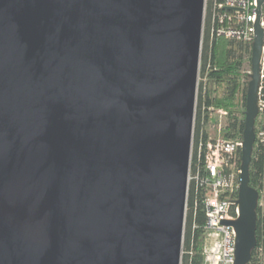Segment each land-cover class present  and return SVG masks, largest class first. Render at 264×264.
Here are the masks:
<instances>
[{
  "label": "water",
  "instance_id": "water-1",
  "mask_svg": "<svg viewBox=\"0 0 264 264\" xmlns=\"http://www.w3.org/2000/svg\"><path fill=\"white\" fill-rule=\"evenodd\" d=\"M252 48L235 263L256 246ZM205 0H0V264H181Z\"/></svg>",
  "mask_w": 264,
  "mask_h": 264
},
{
  "label": "trees",
  "instance_id": "trees-1",
  "mask_svg": "<svg viewBox=\"0 0 264 264\" xmlns=\"http://www.w3.org/2000/svg\"><path fill=\"white\" fill-rule=\"evenodd\" d=\"M207 21V20H206ZM203 29L201 45L200 80L196 102L195 133L191 151L190 169L202 177L205 174L206 152L199 147V138L206 140L210 131L208 127V110L210 106L225 108L229 116L222 137L244 140L247 93L250 75L242 71L245 60L252 65V48L245 42L210 37V24ZM205 78V80H204ZM205 106V112L203 107ZM260 120L256 118V140L252 152L250 185L260 192L264 183V140L258 135ZM242 158V148L240 149ZM187 214L183 236L182 264H204L202 255L206 236L207 222L204 193L196 180L189 185ZM258 206L256 246L252 250L249 264H264V216Z\"/></svg>",
  "mask_w": 264,
  "mask_h": 264
},
{
  "label": "built area",
  "instance_id": "built-area-1",
  "mask_svg": "<svg viewBox=\"0 0 264 264\" xmlns=\"http://www.w3.org/2000/svg\"><path fill=\"white\" fill-rule=\"evenodd\" d=\"M258 6L259 0H205L203 29L207 20L210 24L209 33L212 39L223 37L242 41L253 48ZM260 24L264 30V2L261 6ZM200 67L201 59L198 73V79L201 80L203 78L200 75ZM258 94L261 116L264 113V45ZM196 106L193 133H195ZM205 109L204 106V112ZM207 110L208 119L212 116L218 119L220 124L229 116V111L224 108L210 106ZM260 133L262 134V130ZM260 133L259 137L264 140V136ZM203 135L201 134L199 138V147L204 148L206 152L205 174L200 177L192 173L189 168L188 191L191 181L196 180L204 193L207 216L206 236L202 251L204 264H234L237 232L233 226L223 224V221L237 219L240 215L238 202L242 164L240 149L243 142L238 138H227L220 135L216 138L208 135L207 139L203 140ZM187 209L186 202V211Z\"/></svg>",
  "mask_w": 264,
  "mask_h": 264
},
{
  "label": "rangeland",
  "instance_id": "rangeland-1",
  "mask_svg": "<svg viewBox=\"0 0 264 264\" xmlns=\"http://www.w3.org/2000/svg\"><path fill=\"white\" fill-rule=\"evenodd\" d=\"M251 69L252 68H251V64L249 63V60H245L242 71L244 73H247V74L250 75L251 72H252ZM250 80H251V77H250ZM199 82H200V79H198V86H199ZM197 93H198V90H197ZM217 108H220V107H217ZM216 117H217V115H216ZM258 117H259V120H260V124L258 125L259 126L258 134L262 130V134L260 133V135L264 136V113H262L261 116L259 114ZM227 120H228V117L223 121L222 124H220L218 119L213 118L212 116L211 117L209 116L208 127L210 128V131H209L208 135L213 137V138H216L219 135L222 136L223 128H225V126L227 124ZM193 140H194V133H193ZM259 206H261L262 215L264 216V183H263V188H262V190L260 192ZM186 214H187V211H186ZM183 252L184 251H183V247H182V253ZM263 263H264V259H263Z\"/></svg>",
  "mask_w": 264,
  "mask_h": 264
},
{
  "label": "flooded vegetation",
  "instance_id": "flooded-vegetation-1",
  "mask_svg": "<svg viewBox=\"0 0 264 264\" xmlns=\"http://www.w3.org/2000/svg\"><path fill=\"white\" fill-rule=\"evenodd\" d=\"M251 68H252V66H251ZM251 70H252V69H251ZM252 73H253V70H252V72H251V74H250L251 79H252Z\"/></svg>",
  "mask_w": 264,
  "mask_h": 264
}]
</instances>
